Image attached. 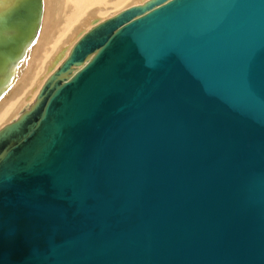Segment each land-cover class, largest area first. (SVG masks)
<instances>
[{
  "label": "water",
  "instance_id": "water-1",
  "mask_svg": "<svg viewBox=\"0 0 264 264\" xmlns=\"http://www.w3.org/2000/svg\"><path fill=\"white\" fill-rule=\"evenodd\" d=\"M42 15L0 13V78ZM0 264H264V0H147L86 32L0 130Z\"/></svg>",
  "mask_w": 264,
  "mask_h": 264
},
{
  "label": "bare ground",
  "instance_id": "bare-ground-1",
  "mask_svg": "<svg viewBox=\"0 0 264 264\" xmlns=\"http://www.w3.org/2000/svg\"><path fill=\"white\" fill-rule=\"evenodd\" d=\"M106 1L42 0L43 15L36 40L10 68L9 76L0 78L5 93L0 98V130L35 104L45 81L67 57L74 44L98 23V11ZM125 1L131 7L147 0ZM16 2L0 0V13Z\"/></svg>",
  "mask_w": 264,
  "mask_h": 264
},
{
  "label": "rangeland",
  "instance_id": "rangeland-1",
  "mask_svg": "<svg viewBox=\"0 0 264 264\" xmlns=\"http://www.w3.org/2000/svg\"><path fill=\"white\" fill-rule=\"evenodd\" d=\"M128 7H130V6H129V4L125 0H107L105 2V4L101 7V9L98 11L97 19L99 21H98L97 24L105 21L106 19H109L110 17H113V16L117 15L118 13H120L121 11H123L124 9H126ZM82 33L83 32H81L79 34V36ZM3 89H4V87L1 89L2 92L4 91ZM2 95L4 96L5 93H3ZM2 95H1L0 98L3 97Z\"/></svg>",
  "mask_w": 264,
  "mask_h": 264
}]
</instances>
